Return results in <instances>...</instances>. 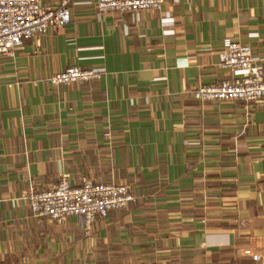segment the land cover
Listing matches in <instances>:
<instances>
[{"label": "crops", "instance_id": "0c3cea01", "mask_svg": "<svg viewBox=\"0 0 264 264\" xmlns=\"http://www.w3.org/2000/svg\"><path fill=\"white\" fill-rule=\"evenodd\" d=\"M230 42L264 70V0H166L138 17L76 5L0 57V264H264V100L191 94L231 76L218 65ZM69 66L107 72L48 81ZM61 174L138 201L86 235L79 217L29 205Z\"/></svg>", "mask_w": 264, "mask_h": 264}, {"label": "built area", "instance_id": "2783aa9c", "mask_svg": "<svg viewBox=\"0 0 264 264\" xmlns=\"http://www.w3.org/2000/svg\"><path fill=\"white\" fill-rule=\"evenodd\" d=\"M165 3L166 0H60L57 6L44 7L40 0H0V57L13 55L24 48L25 41L46 34L50 27L62 29L67 26L71 22V9L76 5L92 4L100 13H129L138 17L142 11L161 9ZM172 20L171 17L163 19L166 25ZM218 65L229 70L231 76L195 88L191 92L195 99L264 100V70L257 65L251 45L227 43L219 54ZM106 72L103 67L69 66L54 73L48 81L56 86L100 81ZM27 199L36 216L58 224L68 217H79L86 235L92 232L97 220L138 201L127 185L97 183L85 177L79 184H73L68 174H61L51 188L28 194ZM245 253L254 261L261 259L260 254L250 250Z\"/></svg>", "mask_w": 264, "mask_h": 264}]
</instances>
